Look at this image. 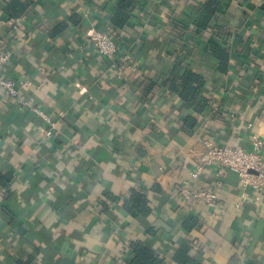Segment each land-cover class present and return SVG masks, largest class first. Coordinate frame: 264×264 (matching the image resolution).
I'll return each mask as SVG.
<instances>
[{"label":"crops","instance_id":"0c3cea01","mask_svg":"<svg viewBox=\"0 0 264 264\" xmlns=\"http://www.w3.org/2000/svg\"><path fill=\"white\" fill-rule=\"evenodd\" d=\"M120 1L0 0V48L10 52L0 77L29 105L19 109L0 91V264H125L130 241L176 264L181 240L201 264H264V193L255 196L229 170L218 178L215 167L196 187L214 189L217 206L176 193L205 140L249 148L256 134L264 155V0H224L202 39L187 34L197 50L211 41L229 52L225 72L190 61L205 80L199 112L163 84L174 62L161 46L178 42L175 26L194 30L186 9L206 0H135L131 19L116 27ZM95 30L122 41L119 53L136 70L124 79L111 73L89 43ZM245 89L247 102L239 99ZM32 107L55 124L51 138ZM133 192L148 214L124 208ZM190 217L197 224L187 230Z\"/></svg>","mask_w":264,"mask_h":264},{"label":"trees","instance_id":"16d2710c","mask_svg":"<svg viewBox=\"0 0 264 264\" xmlns=\"http://www.w3.org/2000/svg\"><path fill=\"white\" fill-rule=\"evenodd\" d=\"M136 4L135 0H121L111 16V23L116 27L124 26L131 19L132 10L136 7ZM225 7L224 0H206L198 6L189 5L186 12L192 18L190 25H193L194 30L187 31V27H184V25L175 26L173 27V33L178 34L177 38L180 37L178 42L169 39L161 46L163 50L169 49L174 62L170 74L173 80L166 77L163 84H168L171 92L178 94L185 110L191 108L199 112L201 106L206 103V99L202 96L205 80L190 71V61L198 59L201 64H209L210 67L219 72H225L229 63V52L225 42L219 45L209 41L197 50L188 44L189 35L187 36V34L196 33L194 36L199 40L202 39L203 35L201 33L209 31L212 22H214V27L217 25V22L214 21L216 20L215 17L221 14ZM18 11L19 9L15 13H21V11ZM196 29L198 32H195ZM250 95L249 89H245L244 96L239 99L247 102V97H250V99L253 97ZM194 122L195 120L189 115L184 117L185 125L190 127ZM124 208L133 215H136L135 213L146 215L149 212L146 200L137 192H133L130 198L125 201ZM196 224V219L190 217L184 222L183 227L189 230ZM191 245L189 240H181L176 243L173 247L172 261L176 264H201L196 255H192ZM126 252L129 254L130 259L125 264H165L164 259L151 247L150 243L130 241L126 245Z\"/></svg>","mask_w":264,"mask_h":264},{"label":"built area","instance_id":"2783aa9c","mask_svg":"<svg viewBox=\"0 0 264 264\" xmlns=\"http://www.w3.org/2000/svg\"><path fill=\"white\" fill-rule=\"evenodd\" d=\"M18 18L10 21L14 24ZM174 37L178 36L174 32ZM175 37V38H176ZM89 43L95 51L108 62V70L117 78L124 79L126 72L135 71L136 66L131 61L129 54L120 55L119 49L122 41L112 36L106 31H92L89 34ZM179 40V39H178ZM10 58V52L0 48V66L6 64ZM0 91H3L7 96L15 99L18 103V108L28 107V103L19 96L15 87V82L9 79L0 77ZM32 111L44 118L49 124L45 129V138H51L55 124L46 118L45 114L38 108L32 107ZM217 110V108H215ZM253 142L249 148L219 146L211 140L204 141V150L199 153L195 164L189 174V177L184 178L179 183L176 193L185 201L191 200L199 202L207 207H215L219 202L218 193L212 188L196 187V182L207 168L215 167V175L219 178L223 170H229L237 175L240 183L252 192L255 196L264 193V155L262 154L263 144L255 134ZM216 186H220L221 182L216 181Z\"/></svg>","mask_w":264,"mask_h":264}]
</instances>
